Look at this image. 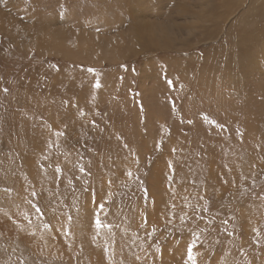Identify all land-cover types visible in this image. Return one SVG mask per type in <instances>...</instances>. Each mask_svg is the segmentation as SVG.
Masks as SVG:
<instances>
[{"label": "rangeland", "instance_id": "rangeland-1", "mask_svg": "<svg viewBox=\"0 0 264 264\" xmlns=\"http://www.w3.org/2000/svg\"><path fill=\"white\" fill-rule=\"evenodd\" d=\"M11 2L0 264H264V0Z\"/></svg>", "mask_w": 264, "mask_h": 264}, {"label": "bare ground", "instance_id": "bare-ground-1", "mask_svg": "<svg viewBox=\"0 0 264 264\" xmlns=\"http://www.w3.org/2000/svg\"><path fill=\"white\" fill-rule=\"evenodd\" d=\"M142 7H144V6H142ZM142 7H141V10H144ZM138 11H140V10H138ZM21 16H23V15L16 8L13 7V4H12L11 0H6V2L4 4L0 0V30H5V31H8V32L13 33V34L14 33H16V34L17 33H20V34H23L24 33V34H26L27 32H26V29L24 27H22V28L21 27H17L18 20H22L23 19ZM135 16L138 17L139 15L138 14H135ZM42 21H44V20H42ZM45 23H47V21ZM54 24L55 23H53L52 25H54ZM45 25H48V24H45ZM140 26L143 27V28H146V25L145 24H141ZM36 43H38V42H36ZM194 252L196 253V251H194ZM175 254H178V253H175ZM175 254H173V255H175ZM194 256L195 257H198V253H196ZM155 258L158 261L153 259L150 262L151 264H157V263L160 264L162 262L161 257L156 256ZM172 259H171V257L169 258V260H172ZM149 261H147L146 264H150ZM174 261H172V262H174ZM184 263H187V262H184Z\"/></svg>", "mask_w": 264, "mask_h": 264}, {"label": "snow or ice", "instance_id": "snow-or-ice-1", "mask_svg": "<svg viewBox=\"0 0 264 264\" xmlns=\"http://www.w3.org/2000/svg\"><path fill=\"white\" fill-rule=\"evenodd\" d=\"M96 87H100V85L97 83ZM58 134H61V135H62V133H58ZM129 175H131V173H129ZM99 207H100L101 209H103L104 204H103V203H100ZM36 211H37V212H40L41 209H40L39 207H37V208H36ZM69 219H70V217H69ZM96 223H97V226H100V220H99L98 217H97ZM188 259L192 261V264H196V261H195V259H194L193 256H192V251H191V249H189V251H188Z\"/></svg>", "mask_w": 264, "mask_h": 264}]
</instances>
